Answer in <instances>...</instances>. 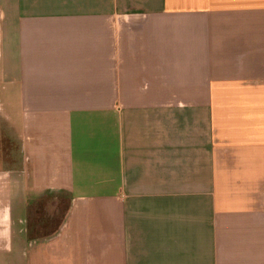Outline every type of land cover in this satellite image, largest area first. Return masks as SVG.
Here are the masks:
<instances>
[{
    "label": "crops",
    "instance_id": "1",
    "mask_svg": "<svg viewBox=\"0 0 264 264\" xmlns=\"http://www.w3.org/2000/svg\"><path fill=\"white\" fill-rule=\"evenodd\" d=\"M0 264H264V0H0Z\"/></svg>",
    "mask_w": 264,
    "mask_h": 264
},
{
    "label": "rangeland",
    "instance_id": "2",
    "mask_svg": "<svg viewBox=\"0 0 264 264\" xmlns=\"http://www.w3.org/2000/svg\"><path fill=\"white\" fill-rule=\"evenodd\" d=\"M66 201H67L66 198L63 197V196H61L60 200L58 201L59 203L57 205V208H55V209L54 208H50V206H49L51 204L50 202H48L46 205H45V202H42V201L39 202V203H41V206H43V209H42L43 215L46 216L45 217V216L41 215V216H43V219L40 218V220H43V222H44V221H47L49 219L48 220L49 222H46V223H48V225H49V223L51 224V226H52V224L53 225L56 224L57 221L59 220V213L61 214L62 212L65 211L66 203H67ZM46 210H49V213H46ZM53 210H54V213L52 214ZM36 219L38 221V214H37V212H36Z\"/></svg>",
    "mask_w": 264,
    "mask_h": 264
},
{
    "label": "trees",
    "instance_id": "3",
    "mask_svg": "<svg viewBox=\"0 0 264 264\" xmlns=\"http://www.w3.org/2000/svg\"><path fill=\"white\" fill-rule=\"evenodd\" d=\"M42 209H43V206H41V203H38L37 204V214H38V221H37V226H38V230H40V231H42V232H44V235L46 236V235H51L52 233H54L55 231H57L58 230V228H59V226L61 225V223L63 222V220H64V212H62L61 214L59 213V220L57 221V223L56 224H52V226H51V224L49 223V225H48V223H46V222H49L48 220L47 221H44L43 222V220H40V218L41 219H43V216H45V215H43V211H42ZM42 212V213H41ZM45 212V211H44ZM46 213H48L47 212V210H46ZM53 214V213H52ZM41 215H43V216H41ZM47 215V214H46ZM54 216V215H53ZM46 217V216H45ZM55 217V216H54ZM52 223V222H51Z\"/></svg>",
    "mask_w": 264,
    "mask_h": 264
}]
</instances>
